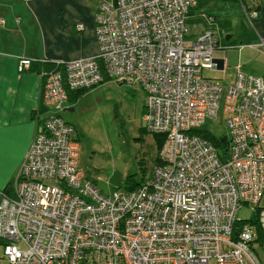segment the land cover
<instances>
[{
	"label": "built area",
	"instance_id": "2783aa9c",
	"mask_svg": "<svg viewBox=\"0 0 264 264\" xmlns=\"http://www.w3.org/2000/svg\"><path fill=\"white\" fill-rule=\"evenodd\" d=\"M197 1L101 0L96 55L17 60L18 73L34 61L49 65L37 74L42 103L55 111L67 91L107 77L136 82L144 129L163 141L150 179L105 196L78 168L73 127L46 116L10 177L11 194L0 189L8 264H264V212L256 214L264 188V84L238 70L226 86L202 74L216 68L219 45L210 29L185 37ZM242 13L250 22L257 12L242 6ZM219 109L223 157L194 132ZM241 204L254 222L237 219Z\"/></svg>",
	"mask_w": 264,
	"mask_h": 264
},
{
	"label": "crops",
	"instance_id": "0c3cea01",
	"mask_svg": "<svg viewBox=\"0 0 264 264\" xmlns=\"http://www.w3.org/2000/svg\"><path fill=\"white\" fill-rule=\"evenodd\" d=\"M100 1L0 0V189L8 187L12 173L42 120L52 113L59 115L45 106L41 99L42 79L37 73L47 64L34 61L29 69L18 73L17 60L26 57L71 61L96 55L98 45L94 15ZM242 2L257 12L250 22L237 0H204L203 5L200 7L199 4V8L195 9L197 1L185 20L188 38L210 29L217 36L218 45L227 48L226 51L217 50L219 48L213 51L217 66L215 71L207 69L218 73L219 77L206 75L220 81L222 86L234 82L237 70L246 71L245 64L239 61L247 55V51H254L257 57L264 59V0ZM208 15L213 18L212 22L207 21ZM78 24L81 29L76 28ZM223 34L224 38L229 36L228 41L237 34L240 39L238 48L229 50L234 44H222ZM258 70L255 75L264 84V69Z\"/></svg>",
	"mask_w": 264,
	"mask_h": 264
},
{
	"label": "rangeland",
	"instance_id": "374dc122",
	"mask_svg": "<svg viewBox=\"0 0 264 264\" xmlns=\"http://www.w3.org/2000/svg\"><path fill=\"white\" fill-rule=\"evenodd\" d=\"M203 3L204 0H200L195 9ZM224 35L222 44H234L229 50L238 48L237 34L229 41ZM225 49L219 46L217 50ZM233 58L236 59L235 53ZM239 62L245 64V74L257 76L258 69H264L263 57H257L254 51H247ZM202 74L219 77L218 73L207 69H202ZM143 103L144 94L136 82H120L115 77H107L89 88L73 91L61 104L64 110H57L59 116L73 127L71 137L78 146V168L102 195L134 188L152 177L158 150L153 135L144 129ZM223 120L224 115L219 109L216 118L206 119L202 127L219 138L225 134ZM261 211L264 212V188L256 214ZM254 215L246 204H241L236 212L237 219L243 222ZM0 264H8L3 255Z\"/></svg>",
	"mask_w": 264,
	"mask_h": 264
},
{
	"label": "trees",
	"instance_id": "16d2710c",
	"mask_svg": "<svg viewBox=\"0 0 264 264\" xmlns=\"http://www.w3.org/2000/svg\"><path fill=\"white\" fill-rule=\"evenodd\" d=\"M200 0H198L199 2ZM238 1V5L240 6V8L242 9V6L243 7H246L244 5V3L242 2V0H237ZM197 3V2H196ZM196 5V4H195ZM194 7V6H193ZM196 7V6H195ZM194 7V8H195ZM247 8V7H246ZM210 11V10H209ZM47 66H49L47 64ZM81 90V89H80ZM73 91H76V90H70V91H67V94H66V100L68 99V96L73 92ZM195 133L201 135L202 137L206 138L212 145L213 147L217 150L218 154L223 157L225 155V151H226V145H227V140H226V137L225 135H222L221 137L217 138L215 136H213L211 133H209L208 131H206L203 127H200V128H197L194 130ZM153 138H154V141H155V144L157 146V150H159L160 148V145L163 141V136L161 134H153ZM158 153V151H157ZM156 163L155 164H159L160 161H159V158H158V155H157V158H156ZM3 191L6 193V194H11V186H10V180H9V185L8 187H4L2 188ZM251 222H254V219L251 220ZM241 225V223H236V226L239 227Z\"/></svg>",
	"mask_w": 264,
	"mask_h": 264
},
{
	"label": "water",
	"instance_id": "95a60500",
	"mask_svg": "<svg viewBox=\"0 0 264 264\" xmlns=\"http://www.w3.org/2000/svg\"><path fill=\"white\" fill-rule=\"evenodd\" d=\"M229 38V36H225V39L227 40ZM120 82H122V81H120Z\"/></svg>",
	"mask_w": 264,
	"mask_h": 264
}]
</instances>
